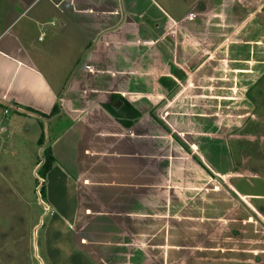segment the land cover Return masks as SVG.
<instances>
[{
    "label": "crops",
    "instance_id": "obj_1",
    "mask_svg": "<svg viewBox=\"0 0 264 264\" xmlns=\"http://www.w3.org/2000/svg\"><path fill=\"white\" fill-rule=\"evenodd\" d=\"M41 1L0 0V159L9 150L1 165L15 167L35 121L52 129L37 142L56 158L51 263L181 264L185 249L209 246L204 231L187 236L198 225L183 218L214 220L203 214L215 210L208 173L228 174L231 122L264 72V0H178L172 13L164 0H46L36 10ZM210 20L230 26L205 35ZM113 95L141 113L130 128L102 108Z\"/></svg>",
    "mask_w": 264,
    "mask_h": 264
},
{
    "label": "rangeland",
    "instance_id": "obj_2",
    "mask_svg": "<svg viewBox=\"0 0 264 264\" xmlns=\"http://www.w3.org/2000/svg\"><path fill=\"white\" fill-rule=\"evenodd\" d=\"M164 2L170 8L167 11L172 13L171 10L174 11L179 1ZM45 3L46 0H42L36 10L41 9ZM45 21L46 27L51 28L48 23L50 20ZM55 22L58 23V20ZM229 26H215L210 20L209 25H200L199 28L202 27L201 32L206 35L213 32V27L225 31ZM253 27L246 28V32H252ZM262 54L264 59V49ZM62 61L63 58L58 60V65H63ZM61 74L65 78L66 74ZM78 78L82 82L77 87L82 84V88H78L82 91L88 84L85 73ZM66 95L77 100L81 98L75 91ZM247 95V108L243 109L242 118L231 122V131L227 137L230 152L229 172L223 176L217 174V170H214V174L208 173L213 176L216 184V200L212 204L215 210L203 214L215 216L214 220L211 218L201 223L196 215L192 216L193 219L190 216L183 218V222L198 225L194 229L185 226L188 231H193H187V236L197 237L204 231L203 235L208 236L209 246H199L197 254L193 253L195 249H185L181 264H197L199 257L206 259L208 264H264V72ZM10 116L14 114L11 113ZM3 121L7 126L8 122L5 119ZM56 121L60 128L69 125L66 117ZM46 123L43 129V125L35 121L33 136L28 137V141L24 143L19 137L11 136V143L14 140L17 144H23L22 150L13 157L15 167L10 170L3 165L13 155L9 150L4 151L0 159V264H52L48 256L50 249L47 245V227L56 215V210L48 202L46 194L45 197L41 196L40 186H36L38 168L34 169L43 155V149L41 152L37 142L39 143L43 130L47 138L52 131ZM46 183L47 177L45 186ZM20 187L21 194H18ZM184 206L191 207V214H196L192 213L195 209L200 217L202 210H206L207 203L201 208L196 201H186ZM55 235L58 236L57 230L52 233V236ZM191 256H198L195 263H192Z\"/></svg>",
    "mask_w": 264,
    "mask_h": 264
},
{
    "label": "trees",
    "instance_id": "obj_3",
    "mask_svg": "<svg viewBox=\"0 0 264 264\" xmlns=\"http://www.w3.org/2000/svg\"><path fill=\"white\" fill-rule=\"evenodd\" d=\"M164 81V80H163ZM176 84L169 85V91L171 92L175 88ZM120 104H119V103ZM102 108L112 115L124 128H130L134 123H136L141 118V113L125 98L120 95H113L112 100L107 103L101 104ZM60 109L59 104H56L49 115L56 114ZM38 113V112H36ZM42 116H47L44 113H39ZM44 135L42 134L39 139V144L43 145ZM42 157L38 160V179L36 180V186H40V194L45 197L46 186L45 181L48 173L53 168L56 158L51 146H46L43 149Z\"/></svg>",
    "mask_w": 264,
    "mask_h": 264
},
{
    "label": "built area",
    "instance_id": "obj_4",
    "mask_svg": "<svg viewBox=\"0 0 264 264\" xmlns=\"http://www.w3.org/2000/svg\"><path fill=\"white\" fill-rule=\"evenodd\" d=\"M44 34H45V32L42 31V37H43ZM42 37H40V39H41ZM5 113H8V110H5Z\"/></svg>",
    "mask_w": 264,
    "mask_h": 264
}]
</instances>
